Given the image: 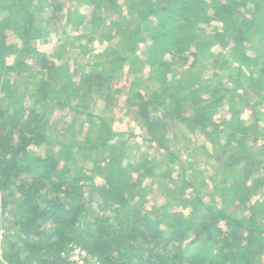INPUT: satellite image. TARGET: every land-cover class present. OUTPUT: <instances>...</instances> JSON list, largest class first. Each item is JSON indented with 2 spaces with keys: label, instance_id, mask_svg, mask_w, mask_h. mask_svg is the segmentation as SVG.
<instances>
[{
  "label": "trees",
  "instance_id": "16d2710c",
  "mask_svg": "<svg viewBox=\"0 0 264 264\" xmlns=\"http://www.w3.org/2000/svg\"><path fill=\"white\" fill-rule=\"evenodd\" d=\"M79 1L91 8V14L78 9L75 20L70 21L73 13H69L66 30L86 24L96 35L107 26L102 17L109 12L127 16L130 11L138 23L115 19L99 36L101 43L107 41L111 47L119 40L117 45L97 54L94 65L86 64L75 72L71 63L43 51L50 35L40 17L45 13L47 27L61 22L64 4L0 0V80L15 70L31 74L32 79L24 93L17 92L18 84L2 81L1 85L0 81V127L5 130L0 132V264H69L63 253L73 244L102 264H264V227L259 223L264 220V200L254 198L264 195V145L254 155L243 140L253 127L259 134L260 117L254 105L248 106L255 124L245 126L234 107L235 87L229 86L245 87L246 67L254 66L258 78L249 75L247 86L264 98V0ZM48 5L52 10L46 12ZM211 24L222 31L216 30L212 36L199 31ZM148 34L151 47L145 56L146 78L158 87L145 89L143 78L134 75L138 61L132 59L140 44L148 41ZM255 48L260 50L258 56L251 53ZM9 56L15 58L13 66L5 63ZM176 59L192 62L185 76L177 80V76L170 77ZM205 62L214 68L236 64L238 80L228 76L215 83L217 88L210 90L208 85L206 89L198 83L199 73L192 71L201 63L204 70ZM202 91L207 99L196 98ZM124 92L136 123L163 151L156 161L146 155L137 163L128 162L118 151L112 120L88 113L86 105L95 96L110 99ZM226 99L232 117L225 120L226 139L221 140L227 144L222 146L217 139L213 146L221 149L217 158L229 161V166L225 184L214 187L218 199L207 203L203 187L198 185L200 168L189 167L190 175L184 172L174 177L179 158L170 150L168 135L175 132L177 140L185 128L215 136L221 125L214 120ZM53 111L71 112L58 120L67 124L66 131L79 125L69 141H55L49 134L51 126L59 125L52 120ZM74 115L81 118L79 123L72 120ZM96 150L102 154L92 161ZM164 163L167 169L161 177L170 179L172 186L180 183L182 190L194 191L180 207L189 209L190 216L179 213L176 221L165 226V218L155 219L154 209L149 208L155 200L153 189L143 188L136 180L138 175L154 177L153 165ZM205 194L208 198L212 193ZM242 209L248 216H239Z\"/></svg>",
  "mask_w": 264,
  "mask_h": 264
},
{
  "label": "rangeland",
  "instance_id": "374dc122",
  "mask_svg": "<svg viewBox=\"0 0 264 264\" xmlns=\"http://www.w3.org/2000/svg\"><path fill=\"white\" fill-rule=\"evenodd\" d=\"M124 1L126 0H120L121 4H124ZM119 2V3H120ZM55 4L62 3L65 6V12L63 13L64 18L62 19L61 22H53L51 25L47 27V24L44 23L46 19L45 13H43V16L40 17V20L42 22L41 26L43 25L45 28H47V32L49 33V41L48 45H45L43 48V51H46V53H50L52 57H61V61L65 63H71L73 69L75 72L82 67L85 66L86 64H91L94 65L96 63V56L100 52L104 51L105 48L108 47V49L114 48L113 46H116L117 42L119 40L114 41V45L109 47L108 42L106 43L103 41L101 43V38L99 35H104V33L109 30L108 26L112 24V22L115 19H123L124 23L126 22H131L133 24H137L138 21L134 18L135 15L130 14V11H127V16L126 15H115L113 12H109V14H105L103 18V23L106 24L107 26H104L102 30H98V34H94V30L92 28H88L86 24L80 28H73L72 26L66 30V22L69 13H73L70 21L75 20V16L77 11L79 9L80 12L84 13L85 15H89L91 8H84L82 6V2L79 0H54ZM47 7V6H46ZM52 7L48 5L46 12L51 11ZM70 11V12H69ZM2 17V16H1ZM38 21V20H37ZM87 23V22H84ZM134 27V26H133ZM126 28V27H124ZM129 28V27H127ZM132 29V28H130ZM220 27L217 25H205L202 26L199 31H205L209 34V36H212L211 34L216 33V30H219ZM222 31V29H220ZM146 31L143 34V37L145 36ZM197 34V33H196ZM94 37L96 39L94 40ZM151 36L146 35L147 42H142L140 44V51L136 53L135 57L132 59L133 62L136 60L138 61L137 66L135 68V77L138 79V77H141V81L143 83V87L145 89L149 87H158L152 84L146 77L149 75V69H148V64H146V54H148V49L151 47ZM116 44V45H115ZM260 50L258 48H255L254 50L251 49V53L253 56H258ZM120 53H125L126 52H120ZM124 54V55H125ZM114 55V54H112ZM14 56H9L5 58V63L8 66H13L14 65ZM227 60V57L225 58ZM264 58H261L263 60ZM192 60V59H191ZM223 60V58H221ZM226 61V60H225ZM231 61V60H230ZM173 65H171V70L174 71V75L172 76H177V79H181L182 77L185 76V73L187 70H189L192 66V62L188 63H180L178 59L176 61H172ZM207 65L205 66L206 68L201 71L202 69V63L197 65L196 68H194L192 71L193 73H199L198 77V83L202 84L203 86H207L206 89L209 86L210 90L215 89L217 87L215 86V83H218L217 81L220 79L221 81L223 79L228 78V76H232L234 80H238V72L237 68L238 66L236 64L228 63V64H223L225 68H214V66L208 62ZM129 65V63H128ZM127 68V67H126ZM126 68L124 71H126ZM35 68L33 70V73L36 74ZM247 71L244 72L246 79L247 78H256L257 77V69L254 66H249L248 68L246 67ZM122 75L125 77L127 74ZM252 75V76H249ZM31 74L15 70L14 72H9L4 75V77L0 80L1 85H3L2 81H6L7 83H13V84H18L17 86V92L24 93L25 89L24 86H27V83H31L32 79H30ZM258 78V77H257ZM37 79H40V76L37 77ZM244 80L245 87L243 86H235L233 83L232 85H229L230 87H235V98L236 100V105L235 110L237 112H240V115L242 116L241 119L245 126H253L255 124L254 117L252 115L251 109L248 107L250 105H254L256 109L258 110V115L260 117V121L256 125L258 127V130L260 131L259 134H256L255 128L250 129L247 132V135L244 137V142L246 145L247 150L250 152H254V155L258 154V147L264 145V98L259 97L253 89L249 88L247 86V80ZM141 81H136L137 86L140 87ZM217 86V85H216ZM82 92V91H81ZM84 92V91H83ZM82 92V93H83ZM127 96L126 92L122 94H114L113 97L110 99H101L98 96H95V99H92L91 101L88 102L86 105L88 108V113L93 114L95 117H103L106 120H112L110 124L113 126V131L114 134H116V137L114 139L118 140V151L121 152L124 157H128L127 161L130 163H137L139 162V159L141 157H146L148 155L150 157V160L156 161L161 155L163 154V151L159 150L157 147V144L154 143L147 131L145 129L141 128L139 126L136 120V115L132 113V109H129V105L127 103ZM196 98H203L207 99L208 96L207 94L202 91L197 94ZM118 101V103L115 102ZM77 100V99H76ZM75 103V100L73 101ZM228 100H224V103L222 105V109L219 111V113L215 117V122L217 125H221L219 129L217 130V133L215 136H213L210 133H207L205 135L203 134H196L187 131L185 128H183V131L178 133L177 135V140L174 139V133L170 131L169 132V138L171 140V151L175 153L179 161L177 165L175 166V171H174V177L179 178L181 175H190L191 174V168H200L202 172H200V177L198 179V185L203 187L204 191V197L207 201V203H210L212 199L217 198L218 199V194L217 191H214V187L216 185H223L225 184L224 180V174L227 172V167L229 166V161H226L224 158L219 159L217 158V153L216 152H221L220 150H217L213 146V140L219 139L221 141V145L225 146L227 144L226 140H221V139H226V131L225 130V125L227 122L225 121L230 120L232 117L231 109L228 104ZM259 103V104H258ZM247 104V105H246ZM85 105V104H83ZM198 107V106H197ZM196 107V108H197ZM71 111V110H70ZM70 111L64 112V113H54V118L52 119L53 122H58L59 125L56 126L54 124L53 126L50 127L49 134L51 135L52 139L55 141L57 140L58 142L62 141H69L70 138H73V134L75 131H78V126L76 124V128L74 130L70 129L66 131L64 127H66L67 124L63 122H59L58 120L62 118V116H70L69 113ZM64 114V115H63ZM157 115V113H155ZM84 117V116H83ZM75 120L79 123L81 118L79 119L77 115H74L72 120ZM69 122V119H67ZM98 124H101V121L98 119H95ZM71 121V120H70ZM68 123L67 121H65ZM89 127V125H88ZM91 127V126H90ZM0 132L4 133L5 130H3V127H0ZM56 128V129H55ZM55 129V130H53ZM214 126L211 128L210 131H213ZM224 131V132H223ZM76 133V132H75ZM173 133V134H172ZM124 134V135H122ZM89 133L87 134L88 137ZM183 136V138L181 137ZM225 135V136H224ZM84 137V136H82ZM188 141H185V138ZM242 136H238V139H241ZM257 137L258 139H255ZM190 142V143H189ZM258 142V143H257ZM90 143V142H89ZM89 146V144H86ZM227 148H231L230 146H227ZM59 151V150H58ZM56 151V152H58ZM102 154V151L96 150L93 152L91 155L92 161H96L100 159V155ZM264 161V157L261 159V161ZM189 164H193V166H189ZM153 171H154V177H150V179L147 178H142L141 176H137L136 180H140V184L142 185L143 188H152L153 189V194L155 195V200H152V205L149 207L150 209H154V211L151 213L152 216L157 219L161 220L162 218H165L163 222V226L169 225L173 221H176L174 217H176L179 213L185 214L186 216H190V211L189 209H183L182 206H185V202L187 201V198H191L194 195V191L190 188H187L186 190H182L181 186L182 184L178 183L175 186H172L170 183V179L161 177V173H163L167 169V165L164 163V165L159 164V165H153ZM184 166V167H183ZM185 168V169H184ZM244 173H242V176ZM243 178V177H242ZM187 182H191L188 177L185 179ZM202 181H206L207 185L205 186ZM232 181V180H231ZM157 183V184H156ZM159 187H162L164 190H161ZM185 191V192H182ZM202 191V192H203ZM206 191L207 193L210 191L211 196L207 198L206 196ZM191 195V196H189ZM255 200L263 201L264 200V195H258L256 194L254 196ZM166 201L168 204H166ZM2 202V197L0 196V204ZM182 202L179 206V203ZM137 203V202H136ZM134 203V205L136 204ZM14 207V206H13ZM172 207H178V209L172 210ZM14 208L17 207L15 206ZM164 208V211H163ZM238 210V209H237ZM237 210H235L237 213ZM166 214L167 216L162 217L163 213ZM248 212V211H247ZM247 212L243 209L240 210L239 216L240 217H245L248 216ZM162 215V216H161ZM244 215V216H243ZM260 225L264 227V220H259ZM2 234H5V230L2 232ZM2 237L0 238L1 241ZM80 244V243H78Z\"/></svg>",
  "mask_w": 264,
  "mask_h": 264
},
{
  "label": "built area",
  "instance_id": "2783aa9c",
  "mask_svg": "<svg viewBox=\"0 0 264 264\" xmlns=\"http://www.w3.org/2000/svg\"><path fill=\"white\" fill-rule=\"evenodd\" d=\"M64 258L69 264H102L97 258L92 256L87 250L78 245H71L66 253H63Z\"/></svg>",
  "mask_w": 264,
  "mask_h": 264
}]
</instances>
